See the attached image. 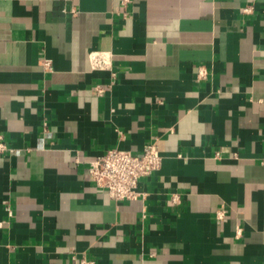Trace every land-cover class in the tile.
Here are the masks:
<instances>
[{
  "label": "crops",
  "instance_id": "1",
  "mask_svg": "<svg viewBox=\"0 0 264 264\" xmlns=\"http://www.w3.org/2000/svg\"><path fill=\"white\" fill-rule=\"evenodd\" d=\"M0 135V264H264V0H0ZM148 143L144 195L93 181Z\"/></svg>",
  "mask_w": 264,
  "mask_h": 264
},
{
  "label": "built area",
  "instance_id": "2",
  "mask_svg": "<svg viewBox=\"0 0 264 264\" xmlns=\"http://www.w3.org/2000/svg\"><path fill=\"white\" fill-rule=\"evenodd\" d=\"M129 1V0H124ZM246 12H251V7H245ZM90 59L95 69H108L112 66L111 55L104 51H91ZM45 69H52V62L48 58L42 59ZM206 69L201 67L199 76L204 77ZM99 91L104 88L97 86ZM47 127V123L44 122ZM9 147L0 135V150H8ZM10 150V149H9ZM163 162V156L155 143H148L141 154L130 150L113 147L104 154L90 161L89 173L93 181L104 189L113 199H136L145 193L140 190V180L158 171ZM174 201L178 199L175 196ZM2 222H0V225ZM79 264H96V260L85 256L79 259Z\"/></svg>",
  "mask_w": 264,
  "mask_h": 264
}]
</instances>
